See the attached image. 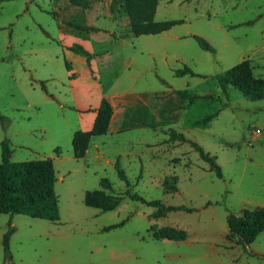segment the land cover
I'll return each mask as SVG.
<instances>
[{"label": "rangeland", "instance_id": "obj_1", "mask_svg": "<svg viewBox=\"0 0 264 264\" xmlns=\"http://www.w3.org/2000/svg\"><path fill=\"white\" fill-rule=\"evenodd\" d=\"M154 19L183 22L161 33L134 35L120 0H85L84 6L0 0V114L8 121L3 129L0 120V161L4 138L10 161L50 158L59 204L56 221L0 214V264L9 223L13 264H264V230L249 244V254L226 225L228 213L264 206V98L250 100L231 86L224 97L214 77L244 59L254 76L264 77V0H157ZM87 21L102 27L91 43L98 54L106 50L97 70L108 92H121L132 80L137 90L148 92L150 111L178 89L213 98L179 109L178 119L168 124L98 137L84 158L74 159L66 136L75 126L74 110L58 112L61 102L75 104L61 44L74 39L60 37V26L72 30L70 22ZM194 35L214 51L202 49ZM184 65L198 75L176 76L174 70ZM49 92L60 101L47 99ZM217 111L205 126L195 124ZM169 128L188 141L169 140ZM189 141L215 156L221 178ZM102 178L111 186L105 192L120 196L108 211L83 203L87 190L102 188ZM126 189L146 201L191 210L150 216L156 208L131 200ZM121 220V226L103 229ZM164 227L182 229L186 236L161 237Z\"/></svg>", "mask_w": 264, "mask_h": 264}, {"label": "trees", "instance_id": "obj_2", "mask_svg": "<svg viewBox=\"0 0 264 264\" xmlns=\"http://www.w3.org/2000/svg\"><path fill=\"white\" fill-rule=\"evenodd\" d=\"M70 4L76 6H84L85 0H68ZM124 11L128 17L130 31L134 35L157 34L168 30L175 24L182 23L181 19H165L155 20L157 0H120ZM112 8V5H110ZM72 30L78 31H98L97 27L69 23ZM199 46L207 51L213 52V47L201 36H193ZM71 51L85 57L89 65L92 53L87 51L80 44H72L68 47ZM67 69L70 68L69 63L65 61ZM176 76L198 75L189 66L184 65L174 70ZM215 81L224 97H228V88L231 86L239 90L242 95L250 100H259L264 98V77L253 75L252 66L249 59H244L233 66L227 68L223 72L216 74ZM44 89V85L41 84ZM158 96V95H155ZM213 98L211 94H197L187 88L174 91L173 95L165 99L163 106L159 109L161 120L156 121L149 119L148 115L144 118H138L137 115L125 116L120 129H129L137 126H148L155 128L165 125L178 119L177 111L184 109L188 104L193 103L197 99ZM219 111L209 115H204L195 121V124L205 126ZM113 113V107L110 100L102 96L99 106L96 110V116L89 130L74 131L71 139L72 155L74 159H81L85 156L88 148L89 140L92 136L103 135L107 132L109 122ZM169 113L168 121L165 122V116ZM2 128L7 126V119L0 114ZM169 140L184 142L188 141L183 133L177 132L173 128L166 130ZM191 147L198 152L199 157L209 164L215 176L221 178L222 173L220 167L215 161V156L206 152L201 146L194 141H189ZM7 139L1 141L2 160L0 161V214L19 213L32 218L42 220L56 221L59 219V204L55 192L54 184L56 174L53 162L50 158L10 161L6 156ZM118 175L121 179L127 181L118 162L115 163ZM101 189L87 190L84 194L83 203L86 206L97 208L101 211H108L115 208L118 204L120 196L107 194L105 189H111L110 183L106 178L100 180ZM168 187V182L163 183ZM173 188H176L175 186ZM131 200L141 201L147 205L156 208L150 216L164 215L173 210H191L185 206L164 205L159 200L146 201L142 196L126 189L123 193ZM124 223L121 220L117 223L104 226V230L119 227ZM226 225L228 235L236 237L237 241L243 245L247 253L253 254L248 248L249 244L256 236L264 230V206L244 207L239 213H228L226 216ZM163 234L161 237L167 239L183 240L186 236L182 229L172 227H164L161 229ZM14 231L13 226L9 223L6 231L2 236L3 259L2 264H13L12 256L9 250V237Z\"/></svg>", "mask_w": 264, "mask_h": 264}, {"label": "crops", "instance_id": "obj_3", "mask_svg": "<svg viewBox=\"0 0 264 264\" xmlns=\"http://www.w3.org/2000/svg\"><path fill=\"white\" fill-rule=\"evenodd\" d=\"M88 25H92L94 27L99 28L98 31H73L71 29H66L60 26V37L71 36L73 37V42H61L62 44V53L64 55L65 61L69 63L70 68L68 70L69 80H68V88L73 93L74 103L66 104L59 103L58 112L62 111V108H71L75 113V126L71 128H67L66 136H69L68 139H72V135L76 130H89L93 124L94 118L96 116V110L99 106L100 100L102 96L107 97L111 105L113 107V113L109 122L108 130L105 134L99 136H92L89 140L88 146L91 141L97 140L96 138L102 136H109L112 133H118L120 131H128L136 128H141L142 126H137L129 129H120L122 121L125 119V116L128 117L137 115L138 118L144 119L147 115L149 119H154L156 121L161 120L159 115V107L156 111H150L148 108V104L146 102V98L148 97V92L143 90H137L135 88L134 82L128 84V86L123 89L121 92H108L105 88L104 83L102 82L101 76L98 74L97 63L98 60L103 59V53H97L91 40H93V36H96L98 32L102 31V27L97 26L94 23H88ZM61 25V22H60ZM74 32H76L74 34ZM112 40L118 41L119 39H114V36L109 35ZM93 37V38H92ZM80 44L87 51L93 54L90 59L89 65L84 56L79 55L70 49L69 46L72 44ZM78 71V72H77ZM108 82V80L106 81ZM111 82V80H109ZM47 91V90H46ZM59 92V91H58ZM47 99L54 98L58 101L59 98L54 93H46ZM156 95V94H155ZM157 97V96H155ZM122 100V101H119ZM30 103H28L29 105ZM144 127V126H143ZM106 141V140H105ZM104 143L101 142V144ZM97 144H94V147H97ZM88 148L86 150V153ZM102 150L97 151V153L101 154ZM85 153V155H86ZM85 157V156H84ZM83 157V158H84Z\"/></svg>", "mask_w": 264, "mask_h": 264}, {"label": "built area", "instance_id": "obj_4", "mask_svg": "<svg viewBox=\"0 0 264 264\" xmlns=\"http://www.w3.org/2000/svg\"><path fill=\"white\" fill-rule=\"evenodd\" d=\"M255 132H256V133H259L260 131H259V129H255Z\"/></svg>", "mask_w": 264, "mask_h": 264}]
</instances>
